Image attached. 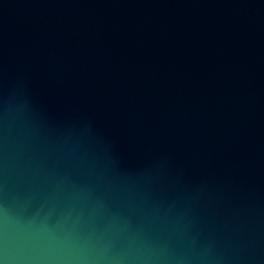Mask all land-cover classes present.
Listing matches in <instances>:
<instances>
[{
    "label": "water",
    "instance_id": "95a60500",
    "mask_svg": "<svg viewBox=\"0 0 264 264\" xmlns=\"http://www.w3.org/2000/svg\"><path fill=\"white\" fill-rule=\"evenodd\" d=\"M0 264H264V0H0Z\"/></svg>",
    "mask_w": 264,
    "mask_h": 264
}]
</instances>
